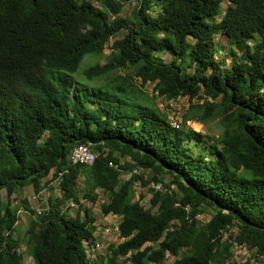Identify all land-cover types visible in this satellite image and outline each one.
<instances>
[{"label":"trees","instance_id":"1","mask_svg":"<svg viewBox=\"0 0 264 264\" xmlns=\"http://www.w3.org/2000/svg\"><path fill=\"white\" fill-rule=\"evenodd\" d=\"M97 1L0 0V264H25L21 244L34 264H233L235 242L264 264V0H135L127 16L134 0ZM219 33L229 64L217 56ZM86 57L95 61L80 69ZM180 96L189 105L173 124L156 101ZM78 144L97 152L92 164L70 161ZM148 169L153 181L172 179L151 187L145 206L134 185ZM51 173L60 194L27 206L15 236L12 195L41 191ZM99 190L124 239L91 257L96 216L82 201L96 203Z\"/></svg>","mask_w":264,"mask_h":264},{"label":"rangeland","instance_id":"2","mask_svg":"<svg viewBox=\"0 0 264 264\" xmlns=\"http://www.w3.org/2000/svg\"><path fill=\"white\" fill-rule=\"evenodd\" d=\"M93 1L96 5L99 6V2L97 0H93ZM136 3L137 2L135 0L126 2L124 9L121 12V15L127 16L128 14H130L131 9L133 8L134 5H136ZM225 6H226L225 4L222 5V7L224 8ZM124 33H125V30L122 29L119 33L111 37V39H109L106 42L104 54L99 60L101 63L106 62V56L107 54L111 52V45H112L113 40L116 38L122 37ZM215 40L219 45V51L217 52V56L218 57L225 56L226 61L229 64V62L232 59V55H229L226 53V50L228 49V44H227V39L225 35L223 33H219L217 34ZM158 54L162 56L166 61H170L172 59V55L168 52L162 51ZM93 61H95V58L86 57L84 61L82 62L80 69L84 67L87 63L93 62ZM146 89L152 92L153 83H148L146 85ZM156 102L162 110L164 111L167 110L171 112L170 115H175V116H178L179 118L182 117V115L185 113V110L187 109L189 105V101L186 96H180L177 99L171 100V101L166 100L163 97H159ZM196 127L199 128L198 125ZM201 127L204 130L208 131L210 134H213L215 136H219L221 133V128L216 123H214V121L204 123L201 125ZM117 156L120 159L119 163L121 165L130 159L129 156H119V155ZM140 172L143 174L146 183L143 182V180H137L135 182L134 199L136 200L140 199V202L143 205L148 206L150 204V196H151L150 188L154 186L157 189H161V190L165 189L164 184H170L172 177L169 175L159 176L162 178L163 182H160V181L156 182V181L151 180L154 175V173L151 170L149 169L140 170ZM129 176H130L129 172H123L121 177L128 178ZM51 177H52V173L46 178V180L51 179ZM80 179L82 181V177ZM79 186H80L79 187L80 193H82L83 183L80 182ZM171 186L172 188H176L175 184H171ZM99 193L100 195H99L98 201L92 205L91 203H88L85 200L82 201V204L84 206L92 207L94 214L96 216L95 223L97 225V229L95 231V237L93 238L94 240L92 241L93 243L91 245H88V243L86 242L87 244L86 250L91 251L94 244L97 242L99 244L98 249H100L97 252V255H99L100 251L106 252L110 244H117L121 242L122 239H124L123 237H121V235H119V231L115 230L114 228L117 226L120 220L118 215L117 214L110 215V213L104 214L101 210V204H102L101 200L104 199L106 201L107 194L104 193L102 190H99ZM51 194H60L57 179L52 178L51 182L39 192H36L33 186H26V187H22L17 193L12 195L13 204L17 206V214H18L17 230L14 233L15 236L20 235L19 237H22L25 234V231L28 226L27 224L31 216V212L27 209V206H29L32 209H39L40 207L44 206L43 204L47 202L48 197ZM3 195L5 197L7 195V192L5 190L3 191ZM141 195L143 196L141 197ZM63 209L66 214L73 216L75 215L78 207L77 205H71L70 202H68L63 205ZM212 214H213V210L211 208H205L203 209V212L199 215V218L202 221H208L211 218ZM228 232L229 231L225 232L226 235L228 234ZM154 246H158V243H154ZM19 250L24 253L23 255H24L25 264H34L33 258L25 251V246L23 244L19 246ZM246 251L247 252L238 251V250L234 251L235 260L233 264H256L257 258H256L255 250L250 248V250L247 249ZM172 258L174 259V257L169 256L165 264H170L172 262Z\"/></svg>","mask_w":264,"mask_h":264},{"label":"built area","instance_id":"3","mask_svg":"<svg viewBox=\"0 0 264 264\" xmlns=\"http://www.w3.org/2000/svg\"><path fill=\"white\" fill-rule=\"evenodd\" d=\"M177 118H179V117L175 116V115L170 116V119L172 120L173 124H176ZM181 119L182 118H179V121H181ZM187 124L192 126L193 128H195L198 131L203 130V128L201 127L202 124L199 122H195L191 119H187ZM197 125L199 126V128L196 127ZM96 157H97V152L92 147H90L89 145H86V144H78V145L74 146L73 149L71 150L69 159L73 164H78V163L92 164L95 161ZM111 164H113V163L111 162ZM115 166H118V164H116ZM101 201L104 202L105 200L103 199ZM70 204L71 205H77L75 202H70ZM114 214L115 213H110V215H114ZM114 228H115V230L119 231L118 224ZM93 240L94 239H92L91 241H85L84 242L86 248H87L86 242L88 243V245H91L93 243L92 242ZM98 247H99V244L96 242L94 244L92 250L91 251L88 250L89 256H91V257L95 256V252H98L100 250V249H98ZM247 249L250 250V247L246 243H238V242L234 243L233 252L236 250L247 252L246 251ZM236 255H238V254H236ZM167 256H169V255H167ZM234 257H235V252H234ZM148 264H156V263L151 262ZM256 264H259L258 260H256Z\"/></svg>","mask_w":264,"mask_h":264}]
</instances>
